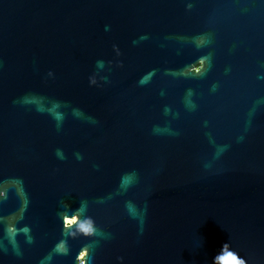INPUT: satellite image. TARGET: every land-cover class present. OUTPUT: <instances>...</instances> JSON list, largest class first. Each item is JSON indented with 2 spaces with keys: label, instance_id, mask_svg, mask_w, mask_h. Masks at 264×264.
Instances as JSON below:
<instances>
[{
  "label": "water",
  "instance_id": "obj_1",
  "mask_svg": "<svg viewBox=\"0 0 264 264\" xmlns=\"http://www.w3.org/2000/svg\"><path fill=\"white\" fill-rule=\"evenodd\" d=\"M85 246L264 264V0H0V264Z\"/></svg>",
  "mask_w": 264,
  "mask_h": 264
},
{
  "label": "clouds",
  "instance_id": "obj_2",
  "mask_svg": "<svg viewBox=\"0 0 264 264\" xmlns=\"http://www.w3.org/2000/svg\"><path fill=\"white\" fill-rule=\"evenodd\" d=\"M204 67L205 66H204V63L202 61L200 63V65L198 66V68L196 69V71L200 72L201 69H204ZM48 76L54 77V74L50 71L48 73ZM89 82L95 83V81L91 77L89 78ZM82 207H83V204H82ZM63 219H64L65 230H70V229H72L73 225L77 224L80 217L79 216H71V217H64ZM88 224H89V226L86 229H84L82 234L85 236H96L98 233V229L94 226V223L91 220V218H88ZM24 231L27 232L28 229L25 228ZM72 234H74V231L70 232V235H72ZM225 245H228V244H225ZM224 246H223V248H224ZM223 248H222L221 252L223 251ZM58 250L63 252L64 254H68V250L64 247L63 244L58 246ZM90 250L91 249L87 246H85L81 249L79 255L77 256V264H88ZM233 256L235 257V259L228 261V264H246V261L244 260V258L241 257L238 253L233 252ZM119 259H120L121 264H124V258L120 257ZM214 264H217L216 257L214 258Z\"/></svg>",
  "mask_w": 264,
  "mask_h": 264
}]
</instances>
